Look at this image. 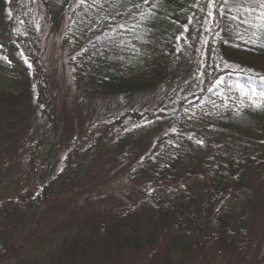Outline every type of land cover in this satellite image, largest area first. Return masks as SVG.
<instances>
[{
	"label": "trees",
	"instance_id": "obj_1",
	"mask_svg": "<svg viewBox=\"0 0 264 264\" xmlns=\"http://www.w3.org/2000/svg\"><path fill=\"white\" fill-rule=\"evenodd\" d=\"M222 2L215 0V4ZM209 3L0 0V48L4 54L22 53L27 61L14 67L11 88L0 89V108L19 109L31 85L39 105L35 128L22 138L15 160L5 164L10 170L21 161L25 168L20 189L0 198V221L19 210L39 208L56 181L80 169L94 150L116 135L110 144L122 146L124 158L152 144L129 171L136 184L133 201L98 222L104 243L128 230L134 241L153 244L144 258L146 264H158L172 252L218 259L233 251L247 253L257 245L258 197L250 190L264 179V126L259 120L264 116V100L254 98L262 105L258 111L247 97L228 88L233 81H244L242 70H251L248 74L257 81V74L264 75V47L260 46L264 29L241 23L246 0H229L223 11L209 9ZM31 4L37 28L25 19L24 10ZM52 7L65 20L70 79L79 96L129 97L159 87L172 91L162 95L158 107L129 108L86 125L63 147L62 164L49 177L50 163L35 162L38 146L47 148L45 135L58 122L36 39ZM141 12L146 19H141ZM221 77L223 82L214 87ZM239 116L254 120L245 124L237 120ZM141 215L138 229L129 227L130 219ZM55 246L59 252L73 253L78 248L63 239Z\"/></svg>",
	"mask_w": 264,
	"mask_h": 264
},
{
	"label": "rangeland",
	"instance_id": "obj_2",
	"mask_svg": "<svg viewBox=\"0 0 264 264\" xmlns=\"http://www.w3.org/2000/svg\"><path fill=\"white\" fill-rule=\"evenodd\" d=\"M24 13L27 21H34L32 28H37L35 7L32 4L26 6ZM64 25L61 12L52 7L36 39L46 91L58 122L45 135L49 143L47 148L38 146L40 153L35 162L37 165L50 163L49 177L54 176L62 164L63 147L86 125L125 109L158 107L162 105V95L172 91L171 87L166 90L159 87L129 97L95 99L79 96L70 79V53L63 39ZM25 61L20 54H4L0 48V89L11 88L14 67L25 65ZM29 90L28 98H21L19 109L0 108V198L14 195L22 186L23 163L14 162L10 170L5 164L8 160H15L22 138L35 128L39 117L32 85ZM256 110L261 111L262 107ZM237 120L248 124L254 117L239 116ZM259 120L264 126V116ZM115 138L116 135L112 136L94 150L80 169L56 181L47 201L39 208L19 210L0 221V264H146L144 258L154 249L153 244L134 241L128 230L113 236L106 244L98 226V222L133 201L136 184L128 174L133 162L152 144L150 142L129 158H124L123 147L110 144ZM35 143L34 140L32 147ZM20 158L24 155L20 154ZM250 191L258 197L256 207L260 230L257 245L251 251H233L218 259L172 252L170 256L162 257L158 264H264V179ZM142 219V215L130 219L129 227L138 229ZM60 239L66 243L75 242L78 248L73 253L69 250L59 252L55 245Z\"/></svg>",
	"mask_w": 264,
	"mask_h": 264
},
{
	"label": "snow or ice",
	"instance_id": "obj_3",
	"mask_svg": "<svg viewBox=\"0 0 264 264\" xmlns=\"http://www.w3.org/2000/svg\"><path fill=\"white\" fill-rule=\"evenodd\" d=\"M145 4L148 3V0H144ZM229 5V0H223L221 4H215V0H210V3L208 5L209 9L213 7L219 8L221 11L223 9L227 8ZM136 7H141L140 5H137ZM153 7H156V5H153ZM237 11H240V5H236ZM243 13L245 14V18L241 21L243 24L249 25V27L253 29H264V0H246V3L243 5ZM209 16H212V12L209 11ZM147 16L144 12H141V19H146ZM233 20L238 19L237 16L232 17ZM122 27V26H121ZM255 35V33H253ZM179 39V38H178ZM250 43L255 44V40L248 41ZM261 47H264V44L260 45ZM21 55H23L21 53ZM27 63V61H25ZM31 67V65H29ZM225 67H228L227 64H225ZM251 72V70H242V73L245 77L244 81L241 82L240 80L233 81L231 85L228 88L229 92H239V95L241 98L247 97L250 101L252 106L256 108L262 107L261 103L258 102L255 97L259 96L262 100H264V75H259V80L254 79L252 75H249L248 73ZM223 82V77L215 81L214 87L216 85H219ZM212 89L210 88L209 91ZM243 103V100H242ZM174 131V129H173ZM197 143H203L202 141H196Z\"/></svg>",
	"mask_w": 264,
	"mask_h": 264
}]
</instances>
